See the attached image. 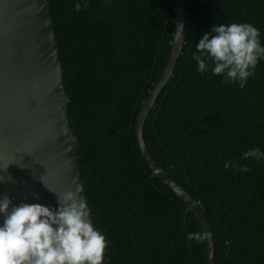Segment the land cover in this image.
Returning a JSON list of instances; mask_svg holds the SVG:
<instances>
[{"label":"trees","instance_id":"16d2710c","mask_svg":"<svg viewBox=\"0 0 264 264\" xmlns=\"http://www.w3.org/2000/svg\"><path fill=\"white\" fill-rule=\"evenodd\" d=\"M78 163L107 264H207L201 220L148 164L137 120L173 48L177 0H49ZM82 5L76 11L74 5ZM87 4L84 8L83 5ZM187 34L144 137L156 162L202 205L216 264H264V60L241 89L197 71L196 43L216 24L251 23L264 46V0H186ZM226 161L248 172L225 168Z\"/></svg>","mask_w":264,"mask_h":264},{"label":"water","instance_id":"95a60500","mask_svg":"<svg viewBox=\"0 0 264 264\" xmlns=\"http://www.w3.org/2000/svg\"><path fill=\"white\" fill-rule=\"evenodd\" d=\"M175 11L172 52L163 77L143 103L137 135L153 172L198 216L206 233H211L207 264H216L215 239L202 205L156 162L144 137V124L174 76L185 44L186 0H177ZM64 72L49 0H0V176L5 178L0 182V196L7 195L12 205L27 202L58 208L56 193L74 190L75 180L83 189L80 195L97 229L78 163ZM3 219L0 214V226ZM103 264H107L105 258Z\"/></svg>","mask_w":264,"mask_h":264},{"label":"clouds","instance_id":"9594fccd","mask_svg":"<svg viewBox=\"0 0 264 264\" xmlns=\"http://www.w3.org/2000/svg\"><path fill=\"white\" fill-rule=\"evenodd\" d=\"M81 7L80 3L74 5L76 11ZM191 58L199 73L210 69L216 76L223 75L225 83H238L243 89L264 60L260 31L247 22L216 24L196 43ZM242 158L259 162L264 160V152L252 148L244 151ZM230 166L249 171L247 165L226 161L225 168ZM4 180L0 176V182ZM73 183L74 190L56 193L58 208L27 202L12 205L11 198L0 196V214L4 217L0 226V264H103L109 242L89 219L86 199L80 195L82 187L75 180ZM187 238L200 244L210 239L211 233H189Z\"/></svg>","mask_w":264,"mask_h":264}]
</instances>
